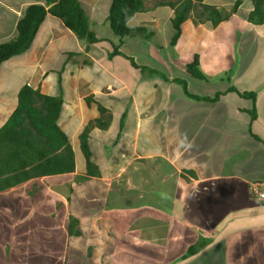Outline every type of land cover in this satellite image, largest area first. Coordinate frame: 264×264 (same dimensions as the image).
Wrapping results in <instances>:
<instances>
[{"label":"crops","instance_id":"0c3cea01","mask_svg":"<svg viewBox=\"0 0 264 264\" xmlns=\"http://www.w3.org/2000/svg\"><path fill=\"white\" fill-rule=\"evenodd\" d=\"M79 1L97 37L94 43L89 44L62 19L48 14L31 47L0 66V127L16 108L23 85L56 96L61 89L55 86L61 84L66 94L58 123L70 139L76 160L74 171L30 179L0 191V196L4 195L0 203L1 246L3 238L9 239L16 264H28L27 250L35 246L28 231L35 228L42 240L35 242L39 253L29 264H88L81 259L82 254L88 255V249L92 253L87 257L95 264H112L116 259L123 260L128 244L133 243L135 249L136 243L157 237L161 247L162 237L184 236L180 225L167 232L173 219L184 224L182 229L191 231H185L190 244L182 260L195 264L204 260L208 264H264V199L251 192L255 182H264V23L248 21L252 0H241L237 12L216 27L209 21H194L196 11L201 9L198 4L182 23L174 47L175 10L164 3L174 0H145V9L133 17L146 10L154 12L134 28L130 25L132 17L129 26L133 30L145 29L133 31L123 42L108 20L113 0ZM235 1L204 3L229 9ZM31 3L0 0L14 29ZM159 6L165 7L157 13ZM156 35L165 37L164 41L158 43ZM14 36L3 37L0 42ZM256 40L262 43L254 45ZM116 47L118 52L114 54ZM172 49L180 65L191 63L198 54L202 71L210 77L207 82L217 76L230 79L224 94L215 102L186 96L172 79L181 72L189 87L196 78L172 61ZM249 54L253 57L245 63ZM170 59V73L165 74L159 67ZM238 61L245 66L239 64L237 68ZM230 82L241 92L254 91L255 101L227 91ZM189 89L196 94L200 91ZM227 95L228 101L221 100ZM98 104L112 117L108 129L95 126L90 132L92 160L100 174L89 176L79 137L90 121L100 117ZM6 106L7 113L2 116ZM252 106L257 111L254 119L249 112ZM101 143L111 150L108 153L112 158L103 146L100 153ZM244 147L249 152L244 163L226 157L227 151ZM132 168L139 172L137 182L132 180ZM131 188L137 189L127 202L119 198L110 201L113 208L99 213L88 210L95 201L104 200L107 191L116 189L122 195ZM86 201L83 210L79 204ZM46 219L50 223L44 231L41 221ZM218 228L224 233L222 239L215 233ZM196 244V251L189 253ZM5 247L9 248L7 244Z\"/></svg>","mask_w":264,"mask_h":264},{"label":"trees","instance_id":"16d2710c","mask_svg":"<svg viewBox=\"0 0 264 264\" xmlns=\"http://www.w3.org/2000/svg\"><path fill=\"white\" fill-rule=\"evenodd\" d=\"M23 15L18 19L16 34L7 41L0 42V66L13 56L28 50L34 42L38 30L46 16L52 14L63 20L65 25L78 37L85 39L89 44L97 40L90 28V18L79 0H31ZM167 1L175 12L172 17L174 34L171 46L174 47L182 32V23L188 19L192 10H197V4L201 9L196 11V23L209 21L213 27L230 18L237 12L241 0H236L229 11L204 3V0ZM253 9L248 15V21L255 24L264 23V0H252ZM145 9V0H113L108 20L114 32L120 36L121 42L133 31L142 32L145 28L133 30L129 26V20L137 13ZM117 47L113 50L115 54ZM112 53V54H113ZM133 65L137 66L133 59ZM185 70L193 78L206 79L207 75L200 67L199 55L196 54L191 63L185 64ZM164 78L169 79L164 73ZM173 81L182 86L186 96L195 100L217 101L224 92H217L214 97L201 96L189 90L186 78L174 77ZM230 81V79H229ZM227 91H234L240 96L255 101L254 91H239L233 83ZM91 104L92 98H87ZM63 99L60 96H52L43 93L40 88H34L30 84L23 85L18 92L17 106L6 122L0 127V191L19 185L27 180L54 174H62L74 171L76 168L75 154L68 135L60 127L58 120L63 108ZM100 117L90 121L80 134V148L83 152L87 167V175H99L98 167L92 160V151L89 145V132L95 126L105 128L110 124L111 115L98 104ZM251 117L257 116L256 107L249 110ZM255 183H262L261 181ZM263 190V185H259ZM259 199V195L251 190ZM3 197V196H2ZM1 197V198H2ZM14 200V199H13ZM12 200V201H13ZM263 200V199H260ZM11 200L5 199L4 202ZM11 201V202H12ZM73 228V224H71ZM197 244L190 247L189 253L196 251ZM188 253V254H189Z\"/></svg>","mask_w":264,"mask_h":264},{"label":"rangeland","instance_id":"374dc122","mask_svg":"<svg viewBox=\"0 0 264 264\" xmlns=\"http://www.w3.org/2000/svg\"><path fill=\"white\" fill-rule=\"evenodd\" d=\"M156 1H159V0H156ZM174 1H177V0H174ZM153 2H155V1H153ZM164 7L165 6H163V7L159 6L155 11L158 13V12H160L159 9L164 8ZM197 7H198V4H197ZM231 9H232V7H230L229 9H224V10H227V11L229 10L230 11ZM153 12H154L153 10H146V12H144L143 14L138 15L136 18L133 17L134 19L133 18L131 19L132 21H130V25L134 28L135 27L134 25H139V23H138L139 21L145 20ZM161 12L165 13L166 10L162 9ZM8 15H9V12L6 10V8L4 6H2V5H0V39L3 38V37H6V36L8 38H10L13 34L14 35L16 34V32H15L16 29L13 28L12 21L8 20ZM161 26H162V24H161ZM148 29H151V27H148ZM148 33L149 32H147L145 34H148ZM9 34H12V35H9ZM140 39H141V42H144L143 37L142 38L140 37ZM164 39H165V37L160 38V37H158L156 35V39L155 40H158V43H161V41H164ZM260 42L262 43V41L256 40V42H254V45L256 43L257 44H261ZM245 48H247V45L244 46V49ZM244 49H242V50H244ZM257 53H258V50L256 49L255 50V54H257ZM169 55L171 56V59H172L173 62H176L178 65H180L179 62L176 60V54L174 53L173 49H172V52L169 53ZM246 55L247 54H244V57H246ZM251 56L253 57V54H249L247 56V58L245 59V63H247L249 61V57L251 58ZM236 58H239V55H237ZM171 59H170V61L164 63L163 67L161 65L159 67V70H161L165 74L166 73H170V72H167V70L170 68ZM135 64H136V62H135ZM239 64L242 65V67L245 66L243 63L238 61L237 68L240 66ZM180 66H181L180 68H182L184 70L186 69L184 64H182ZM257 66L258 65H256V67ZM217 75H220V74H217ZM217 75H214V76H217ZM177 76L181 77V78H184V77L186 78V75L184 76V74L181 73V72H178ZM212 79H214V80L211 83H209V82H207V81L210 80L209 76H207L206 79H198V78H196L195 82H193V84L191 86L189 85V87H191V89L194 90V91L200 90V91H198V93L199 94L201 93L200 94L201 96L214 97L217 92L220 93V92H222L223 90L226 89V84H228L229 80L225 79V78L223 79L222 76L221 77L217 76L216 78H212ZM197 83L199 84L198 87H197V85H198ZM59 87L61 89V93L59 95H56V96H60L63 99V101H64V99H65L64 95L66 94L64 90H66V88L65 87L62 88L61 84H58V85L55 86V88L57 90H59ZM173 96L174 97H178V94L174 93ZM229 97L230 96L227 95V96H225V98L222 97L221 100L228 101ZM199 101L207 102V100H199ZM185 103H187V101H185ZM220 103H222V102H220ZM63 105H64V103H63ZM227 107L228 106L225 105L224 108H227ZM8 108H9L8 106L2 108V116L7 113ZM92 121H94V120H92ZM91 124H92V126H94L93 128H95V125L93 123H91ZM97 127H99V126H97ZM109 127H110V124L107 125L105 128H102V127H100V128L108 129ZM111 127H112V124H111ZM114 127H115V124H114ZM116 127H117V125H116ZM84 129H83V131H84ZM90 132H89V135H90ZM106 135H108V133ZM120 136L121 135L119 134V137ZM119 137H117V139ZM99 146H100V151H101L100 153L103 152L102 151V147H101V146H103L105 153H107L110 158L113 157L112 155H109L108 152H111V150L106 148L105 143H103V144L101 143ZM246 147H248V146L246 145ZM248 148H250V147H248ZM90 149H91V147H90ZM254 150L258 151V148L255 147ZM82 155H83V153H82ZM226 157L228 159L229 158H235L236 162L244 163V161H247L248 158H249V152H248L247 148L244 147V148H242V149H240V150H238L236 152L227 151ZM101 159L103 160V156L101 157ZM133 167H135V166H133ZM131 176H132V180L137 182V180L139 179V172H137V169H133V168L131 169ZM262 183H264V182H262ZM136 189L137 188H131L130 190H124V193L122 195H120L116 189L107 191V193L105 194V199L101 200V201H95L94 207H88V210L89 211H95V212L99 213L104 208H106V209L113 208V206H112L113 203H111L110 201L118 200L119 198H120L119 201L127 202L128 196H130V195L134 196V194H135L134 191ZM117 193L119 195H116ZM2 196H4V195L0 196V203H3V198H1ZM112 196H113V199H112ZM131 200H135V198L131 197ZM79 206H80L81 209L83 208V210L86 209L87 201L82 203V204H79ZM163 208H165V207H163ZM163 208L161 210H159V211H163L164 210ZM10 222H13V221H10ZM32 222H34V221L32 220ZM41 222H42L44 231H46L47 230V226H48L47 224L50 223L49 219H46L45 221L42 220ZM37 223H38V221H37ZM174 225H180L179 226V230H182L180 233L184 232V236H182V235H180L178 233L177 236L176 235H173V236H169L168 235V236L162 237V240H164V242L161 245V247L159 245H157V243H156L158 241V240H156L157 237L148 238L145 242L141 241V243H139V244L136 243L135 244V249L132 247L133 243L132 244H128L126 246V248H128V251H126V253H124L123 260L116 259L112 264H195V261L191 262V260H188V261L182 260L183 259L182 256H184L185 253H186V249H187L186 247H187V245L190 244V243H188L189 237H190L188 233H191V231L190 230H186L185 228L182 229L184 227V224H182L181 222L178 224L176 222V220H173V219L171 220L170 219L169 220V227L167 229V232L174 231L176 229V227H174ZM5 227H10V226H5ZM9 230H10V228L7 229L6 231H9ZM6 231H4V232H6ZM185 231H187L188 233L185 232ZM38 233L39 232L35 228L29 229V231H28L31 244H34L35 246H37L35 244L36 241H38V240L41 241L42 240V236L39 237L40 239L36 236ZM215 233H216L217 236H219V238L222 239V236H223L224 233L221 234V230L219 228L215 230ZM4 234H5V236L9 237V232H6ZM31 236H32V238H31ZM57 236H56V238H58ZM147 237H149V236H147ZM232 238H234L236 240L238 239L236 237V235H233ZM160 239H161V237H160ZM10 241H11V239H10ZM77 241H80V240L77 239L76 242ZM2 243H3L4 246H1V244H0V264H14L15 261L12 258V256H15L16 253L13 252L14 249H12V245H11L12 241L9 242V239L3 238ZM6 244L8 245L9 248L5 247ZM35 246L31 245L30 248H28V250H27V263L28 264L30 262L33 263L34 260L37 259L39 251L36 250V248H34ZM128 246H130V247H128ZM91 253H92L91 249H88V255L87 254L86 255L82 254L81 255V259L83 261L87 262L88 264H95L94 261H92L90 258L87 257ZM228 253H230V252H228ZM13 254H15V255H13ZM243 255H245V253ZM161 258H163V259H161ZM15 264H16V262H15ZM35 264H38L37 261L35 262ZM103 264H111V263L104 262ZM198 264H208V263L204 260V262H200Z\"/></svg>","mask_w":264,"mask_h":264},{"label":"built area","instance_id":"2783aa9c","mask_svg":"<svg viewBox=\"0 0 264 264\" xmlns=\"http://www.w3.org/2000/svg\"><path fill=\"white\" fill-rule=\"evenodd\" d=\"M260 184L263 185V187H264V183H254L252 185L251 190H253L256 194L259 195V199H264V189L260 190V188H259Z\"/></svg>","mask_w":264,"mask_h":264}]
</instances>
